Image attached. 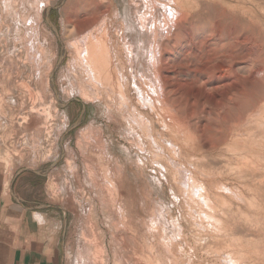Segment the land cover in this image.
<instances>
[{
	"label": "rangeland",
	"instance_id": "1",
	"mask_svg": "<svg viewBox=\"0 0 264 264\" xmlns=\"http://www.w3.org/2000/svg\"><path fill=\"white\" fill-rule=\"evenodd\" d=\"M20 170L58 264H264V0H0Z\"/></svg>",
	"mask_w": 264,
	"mask_h": 264
},
{
	"label": "crops",
	"instance_id": "2",
	"mask_svg": "<svg viewBox=\"0 0 264 264\" xmlns=\"http://www.w3.org/2000/svg\"><path fill=\"white\" fill-rule=\"evenodd\" d=\"M27 172H0V264H58L60 225L49 206L32 204L20 192Z\"/></svg>",
	"mask_w": 264,
	"mask_h": 264
}]
</instances>
